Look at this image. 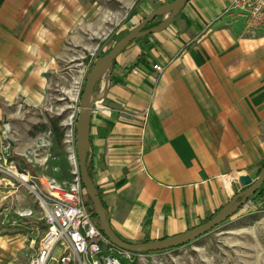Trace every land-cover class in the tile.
<instances>
[{
	"label": "crops",
	"instance_id": "1",
	"mask_svg": "<svg viewBox=\"0 0 264 264\" xmlns=\"http://www.w3.org/2000/svg\"><path fill=\"white\" fill-rule=\"evenodd\" d=\"M2 1L0 96L7 106L16 97L37 98L29 89L41 78V35L23 24L30 0ZM231 1L190 0L167 28L131 42L94 87L93 179L112 228L126 241L187 231L241 190L240 175L257 177L264 160V29L249 31L243 17L224 13ZM18 191L0 181V194ZM258 200L264 206V186ZM9 221L0 218V247L12 261L25 259L37 247L25 248L29 232L3 231ZM9 237L21 238L6 251Z\"/></svg>",
	"mask_w": 264,
	"mask_h": 264
},
{
	"label": "rangeland",
	"instance_id": "2",
	"mask_svg": "<svg viewBox=\"0 0 264 264\" xmlns=\"http://www.w3.org/2000/svg\"><path fill=\"white\" fill-rule=\"evenodd\" d=\"M30 1L23 24L25 28L34 25L40 29L41 78L29 89L37 98L16 97L6 106L0 96L4 109L0 113V141L6 148L0 150V160L5 158L19 168H28L43 180L50 177L70 183L74 179L73 169L79 171L75 127L93 62L106 55L135 25L165 4V0ZM2 3L0 0V7ZM2 17L0 8V28ZM134 41L143 42V38ZM4 119L10 129L6 135ZM55 121L58 131L54 129ZM72 151L76 160L70 159ZM3 178L6 176L0 172V181L5 185ZM18 188V195L0 194V218L10 220L2 230L29 232L30 237H23L29 250L37 247L45 226L39 217H25L18 224L13 223L17 210L34 207L41 212L34 196L24 187ZM250 204L251 209L239 210L195 240L165 251L130 252L122 257L124 264H264V206L258 198L251 199ZM2 207L5 209L1 211ZM9 238L6 251L21 237ZM12 258L0 247L2 261L13 263Z\"/></svg>",
	"mask_w": 264,
	"mask_h": 264
},
{
	"label": "built area",
	"instance_id": "3",
	"mask_svg": "<svg viewBox=\"0 0 264 264\" xmlns=\"http://www.w3.org/2000/svg\"><path fill=\"white\" fill-rule=\"evenodd\" d=\"M224 13L243 17L249 31L264 29V0H232ZM153 67L159 72L164 70L160 63H154ZM70 159L76 160L74 151ZM0 172L5 174L7 184L17 183L27 189L41 208L40 214L34 207L17 210L13 223L38 216L45 224L32 254L13 263L0 259V264H124L122 257L130 252L115 247L97 225L87 205L78 168L73 169L74 179L70 183L50 177L43 180L30 169L19 168L5 158L0 160ZM249 209L250 200L240 210Z\"/></svg>",
	"mask_w": 264,
	"mask_h": 264
},
{
	"label": "water",
	"instance_id": "4",
	"mask_svg": "<svg viewBox=\"0 0 264 264\" xmlns=\"http://www.w3.org/2000/svg\"><path fill=\"white\" fill-rule=\"evenodd\" d=\"M190 0H172L155 8L149 15L140 23L135 25L123 38H121L110 51L101 57H98L92 69L88 72L86 83L81 95L80 111L76 123V150L78 156L79 176L82 185L91 199L94 211L99 218L100 228L108 237L110 242L126 252H153L162 251L169 248L181 246L187 242L195 240L229 219L237 213L241 207L249 201V199L261 188L264 184V165L261 167L256 178L248 173L240 175L236 179V185L241 190L236 192L233 197L226 203L212 218L200 223L187 231L145 242H130L121 238L112 228L108 211L103 204L99 190L94 182V179L89 172V153H90V131L91 117L93 112V92L98 79L111 69L113 61L116 57L135 39L149 35L156 31H161L170 24L178 12ZM158 15H165L162 23L149 28L146 26ZM5 121V133L10 130ZM11 145L14 143L9 141Z\"/></svg>",
	"mask_w": 264,
	"mask_h": 264
},
{
	"label": "trees",
	"instance_id": "5",
	"mask_svg": "<svg viewBox=\"0 0 264 264\" xmlns=\"http://www.w3.org/2000/svg\"><path fill=\"white\" fill-rule=\"evenodd\" d=\"M172 1V0H171ZM163 17H164V15H158L157 17H155L148 25H147V28H149V27H152V26H155V25H159L160 23H162L163 22ZM149 35H146V36H143L142 38L144 39H146L147 37H148ZM146 43L148 44V45H150L151 43L149 42V41H147L146 40ZM94 63V62H93ZM115 64H116V59L113 61V63H112V66H111V68H113L114 66H115ZM54 129L56 130V131H58V130H60V128L58 127V122L57 121H55L54 122ZM60 136H62V133H60ZM75 136H76V133H75ZM258 165H259V168H258V170H257V175L259 174V172H260V169H261V167L264 165V160H262V161H260L259 163H258ZM88 168H89V172H90V175L92 176V178H93V172H92V165H91V161H90V159H89V165H88ZM263 186H264V184L261 186V188L249 199V200H251V199H254V198H260L261 196H262V192H263ZM86 202H87V205H88V207H89V209L93 212V214H94V219H95V221H96V223H97V225L100 227V223H99V218H98V216H97V214L95 213V211H94V206H93V203H92V201H91V199L89 198V196L87 195V193H86ZM221 208H219L217 211H215L214 213H212L211 215H209L203 222H205V221H207V220H209L210 218H212L219 210H220ZM44 226H45V224H43ZM188 243V242H187ZM186 244V243H185ZM177 247H179V246H177ZM174 248H176V247H174ZM169 249H172V248H169ZM165 250H168V249H165ZM165 250H162V251H165ZM133 253H138V252H133ZM144 253H147V252H144Z\"/></svg>",
	"mask_w": 264,
	"mask_h": 264
},
{
	"label": "flooded vegetation",
	"instance_id": "6",
	"mask_svg": "<svg viewBox=\"0 0 264 264\" xmlns=\"http://www.w3.org/2000/svg\"><path fill=\"white\" fill-rule=\"evenodd\" d=\"M146 28H147V26H146Z\"/></svg>",
	"mask_w": 264,
	"mask_h": 264
}]
</instances>
